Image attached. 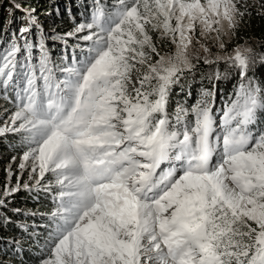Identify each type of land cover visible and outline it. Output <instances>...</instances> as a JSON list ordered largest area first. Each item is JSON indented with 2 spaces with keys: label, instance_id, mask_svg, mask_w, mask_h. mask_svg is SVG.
Listing matches in <instances>:
<instances>
[{
  "label": "snow or ice",
  "instance_id": "obj_1",
  "mask_svg": "<svg viewBox=\"0 0 264 264\" xmlns=\"http://www.w3.org/2000/svg\"><path fill=\"white\" fill-rule=\"evenodd\" d=\"M80 6L63 32L35 8L18 29L0 26V139L20 150L0 191V230L21 189L48 204L11 209L41 222L0 237V264L12 254L14 264H264V80L249 75L264 52L227 50L242 24L264 17V0ZM201 62L217 66L215 80L227 79L221 63L235 69L232 93L218 103L214 84L172 106Z\"/></svg>",
  "mask_w": 264,
  "mask_h": 264
},
{
  "label": "trees",
  "instance_id": "obj_2",
  "mask_svg": "<svg viewBox=\"0 0 264 264\" xmlns=\"http://www.w3.org/2000/svg\"><path fill=\"white\" fill-rule=\"evenodd\" d=\"M16 0H0V26L11 24L12 29H18L23 23L24 10L28 8L36 9V16L45 28L55 27L57 31L63 32L69 30L72 26L73 20L81 19V13L85 11L80 6L81 0H22L23 8L16 10L12 4ZM235 44H244L253 47L257 53L264 52V17L253 15V17L242 24L237 36L233 40ZM54 54L59 55L61 52V45L55 43L52 45ZM168 50V49H167ZM166 50V51H167ZM216 65H204L202 62L198 65V70L194 74H189L181 81L180 84L174 86L171 94V105L175 106L177 103L192 104L198 97L202 89H210L216 85L218 103L233 91L234 85L237 83L239 77L235 69L228 67V65L221 63L219 70L227 74V79L215 80L213 73L216 70ZM255 73L258 80H264V67L257 64L249 75ZM184 97V98H183ZM11 138L0 139V191L7 181V165L13 156L19 158V148H13L14 144ZM34 194L21 189L11 199L8 215L12 216L13 225L0 230V237L6 241L12 236L19 235V230L14 226L16 223H27L31 225L33 222L40 223L41 218L30 217L24 215H14L11 211L12 208H19L23 211H47L48 204L46 200L37 201L33 199ZM2 255V253H0ZM14 260H18L15 254L6 258L5 264H14Z\"/></svg>",
  "mask_w": 264,
  "mask_h": 264
},
{
  "label": "rangeland",
  "instance_id": "obj_3",
  "mask_svg": "<svg viewBox=\"0 0 264 264\" xmlns=\"http://www.w3.org/2000/svg\"><path fill=\"white\" fill-rule=\"evenodd\" d=\"M235 38H233L229 43H228V51H231V49L236 45L235 43H234V40ZM210 47H211V45H210ZM168 48H165L164 50L166 51ZM212 51H213V53H216L217 51H218V49L217 48H215V47H212ZM222 54V53H221ZM0 107H2V105H0ZM18 163H19V158H17V160H16V162L15 163H13L12 162V159L10 160V162L8 163V165H7V168H8V166L11 164V167H12V169H13V171L14 172H19V169L17 168V165H18ZM28 180V175H27V173H24V175L21 177V184H23L25 181H27ZM16 183V176L14 175L13 177H12V184H15Z\"/></svg>",
  "mask_w": 264,
  "mask_h": 264
},
{
  "label": "bare ground",
  "instance_id": "obj_4",
  "mask_svg": "<svg viewBox=\"0 0 264 264\" xmlns=\"http://www.w3.org/2000/svg\"><path fill=\"white\" fill-rule=\"evenodd\" d=\"M184 98V97H183Z\"/></svg>",
  "mask_w": 264,
  "mask_h": 264
}]
</instances>
